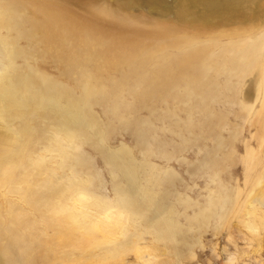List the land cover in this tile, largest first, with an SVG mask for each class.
<instances>
[{
  "label": "rangeland",
  "instance_id": "1",
  "mask_svg": "<svg viewBox=\"0 0 264 264\" xmlns=\"http://www.w3.org/2000/svg\"><path fill=\"white\" fill-rule=\"evenodd\" d=\"M9 1L1 3L11 11ZM182 30L158 45L194 35ZM206 30L196 39L211 54L195 67L202 78H176L170 61L184 55L170 48L139 81L83 54L65 67L1 30L0 46L21 51V72L30 64L87 100L82 115L95 140L74 146L47 120L30 119L28 134L0 148V219L22 264H264V17ZM234 30L241 35L228 36ZM109 151L130 172L113 169ZM159 220L172 239L156 232Z\"/></svg>",
  "mask_w": 264,
  "mask_h": 264
},
{
  "label": "bare ground",
  "instance_id": "2",
  "mask_svg": "<svg viewBox=\"0 0 264 264\" xmlns=\"http://www.w3.org/2000/svg\"><path fill=\"white\" fill-rule=\"evenodd\" d=\"M2 1L9 0H0V33L2 29L13 33V42L23 40L37 53H46L65 67L73 62L71 57L86 55L88 61L103 62L107 70L117 72L124 81H139L138 71L144 70L152 60L163 61L170 48L176 50L178 57L184 55L182 59H168L171 64H179L176 78L200 79L202 75L194 72L195 67L204 66L203 62L209 63L211 54L207 56V50L197 45V37L209 34L206 29L264 17V0H49L52 4L41 2V5L25 7H22L26 4L24 0L19 3L10 0L11 11ZM135 24L145 26L136 27ZM185 27L193 28L194 35L185 34L184 39H170V42L158 45L168 35L187 31L182 30ZM241 33L234 30L228 36L239 37ZM184 47L187 49L182 51ZM20 54V50L9 52L0 46V55L6 59V64L0 65V126L3 127L0 148L28 134L31 131L30 119L47 120V125L52 124L71 145L76 146L87 137L93 144L94 137L88 135L93 121L82 115L81 104H86L87 100L76 99L71 92L64 93L63 84L52 81L44 72L37 73L29 67L30 64L26 63L28 70L21 72V65L15 63ZM212 58L213 62L218 59L216 56ZM123 70H126L124 76ZM152 74L154 80L162 77L159 70ZM146 83L150 85L152 82L147 79ZM16 119L21 121L13 128L12 123ZM103 155L113 169L118 167L130 172L116 151L104 152ZM6 163H12V160ZM7 180L12 183V178ZM120 203L133 214L140 213L138 208L141 206L132 199H122ZM13 218L16 219L15 214ZM167 228L162 220L155 225L161 237L172 239L173 233ZM5 229L0 219V264H22L16 253V240L8 236Z\"/></svg>",
  "mask_w": 264,
  "mask_h": 264
}]
</instances>
